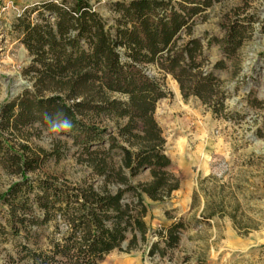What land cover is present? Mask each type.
Returning <instances> with one entry per match:
<instances>
[{
	"label": "trees",
	"instance_id": "16d2710c",
	"mask_svg": "<svg viewBox=\"0 0 264 264\" xmlns=\"http://www.w3.org/2000/svg\"><path fill=\"white\" fill-rule=\"evenodd\" d=\"M220 1L117 0L110 23L90 0H43L15 18L11 31L28 51L22 74L31 86L0 107V166L19 176L0 206L10 232L25 239L31 264H99L125 242L127 250L148 242L146 199L165 201L180 188L155 116L171 95L163 78L171 75L185 100L197 97L216 117L230 118V93L216 70L229 68L256 21L238 15L222 38L195 36L198 19ZM214 44L223 58L209 68L206 48ZM247 102L264 109L252 91ZM65 121L70 128L60 127ZM36 124L71 138L91 177H32L48 159L63 157L60 147L23 141ZM145 171L150 179L136 183ZM198 196L196 189L193 207ZM227 214L219 202L202 216ZM186 228L180 218L159 230L148 255L165 257Z\"/></svg>",
	"mask_w": 264,
	"mask_h": 264
},
{
	"label": "rangeland",
	"instance_id": "374dc122",
	"mask_svg": "<svg viewBox=\"0 0 264 264\" xmlns=\"http://www.w3.org/2000/svg\"><path fill=\"white\" fill-rule=\"evenodd\" d=\"M41 1L0 0V107L31 86L22 74L30 57L11 26L26 7ZM90 1L114 22L111 5L117 0ZM204 15L194 27L195 36L222 38L224 25L238 15L256 21L235 60L228 61L229 68L216 70L230 93L226 102L230 118L216 117L197 97L185 100L178 82L171 75L163 78L171 95L158 102L155 116L180 188L165 201L146 199L148 242L131 250L125 242L124 250L113 251L99 264H264V109L247 102L250 91L264 100V0H222ZM206 55L209 68L223 58L216 44L206 48ZM152 73L162 77L155 69ZM37 127H28L25 137L29 140L23 141L48 151L60 147L63 157L48 159L32 177H57L74 183L91 177V168L71 138ZM18 179L0 166V194ZM149 179L150 173L145 171L134 181ZM196 189L199 196L193 207ZM219 202L228 214L203 218V213ZM4 210L0 206V264H31L23 257L26 241L10 232ZM180 218L187 228L178 247L165 257L149 256L147 248L158 239L156 233Z\"/></svg>",
	"mask_w": 264,
	"mask_h": 264
},
{
	"label": "clouds",
	"instance_id": "9594fccd",
	"mask_svg": "<svg viewBox=\"0 0 264 264\" xmlns=\"http://www.w3.org/2000/svg\"><path fill=\"white\" fill-rule=\"evenodd\" d=\"M62 129H68L71 127L70 121H65L61 126Z\"/></svg>",
	"mask_w": 264,
	"mask_h": 264
}]
</instances>
